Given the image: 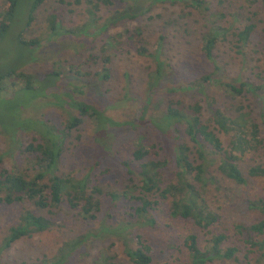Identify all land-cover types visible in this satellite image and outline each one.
Listing matches in <instances>:
<instances>
[{
	"label": "trees",
	"instance_id": "16d2710c",
	"mask_svg": "<svg viewBox=\"0 0 264 264\" xmlns=\"http://www.w3.org/2000/svg\"><path fill=\"white\" fill-rule=\"evenodd\" d=\"M45 1L6 0L0 13V39L6 36L12 25H19L23 21L12 39L27 54L29 59L25 65L36 61L37 48L43 41L35 37L23 38V34L30 29L35 19H40V8ZM115 1L114 4L112 0H85L84 3L76 0L77 5L84 4L86 7L84 11L88 19L82 26L67 27L64 16H61L62 9L46 11L44 21L49 29L47 40L71 33L67 28L80 35L91 36L88 38L93 48L89 50L87 59L102 60L104 67L101 79L105 81L111 77V69L106 65L118 55L129 54L122 46H134L136 53L150 62L144 91L126 82L122 96L118 93L109 98L108 93L103 91V108L94 103L78 101L75 99L78 98L75 96V87L61 80L73 74L71 67H66L49 71L39 78L42 89L47 86L56 88L58 94L53 97L58 104L67 105L70 110L61 126L49 118L47 129L35 126L29 128L26 122L32 118H35L33 123H40L35 116H25L30 106H3L14 114L16 128L8 131L0 123V134L16 151L9 149L3 154L0 152V161L4 154L12 156L17 152V156L13 169L0 170V203L19 204L22 209L17 221L8 228L0 243V264H76L77 251L88 256L87 252L93 243L94 248L103 255L104 263L113 257L102 253V250H110L120 243L124 257L132 264H152L151 247L144 238L143 229L147 227L148 234L153 236L154 232H166L173 224L182 222H191L195 228L183 241L190 264L240 263L239 255L246 261L252 260L251 264H264V129L260 130L252 118L240 113L241 108H235L239 111L237 115H225L220 109L206 112L202 105L186 98L191 92L201 93L206 98V89H213L215 94L223 92L226 98H236L244 88H252L241 83L237 77L228 78L224 74L232 63L225 61L224 57L228 55L234 61L236 57L233 53L239 55L246 46L254 30L253 25H249L252 15L248 8L260 2L264 5V0ZM166 4L175 6V12H180L178 18L188 15L192 24L202 23L199 33L192 36L173 29L171 25L168 28L170 33L159 35L150 49L143 43L137 47L142 42V30L127 34L125 38L122 33L110 35V26L142 18L154 6L159 5L160 9ZM101 7L106 8L105 12L111 10L105 17V23L96 26V20L105 15L97 16L96 11ZM148 20L151 21L152 17H148ZM124 32L127 33V30ZM99 34V39L92 38ZM74 70L75 74H79L78 69ZM19 73L15 65L13 69L0 72V81L16 74L21 77ZM125 77L130 79L128 73H125ZM143 77L140 76V84L143 83ZM24 78V90L33 91L35 77L26 75ZM88 82L90 86L95 85L90 79ZM257 88L260 90L262 87ZM155 96L158 97L154 101ZM112 100L119 103H112ZM151 104H157L162 110L157 114L152 113ZM125 106L132 109L126 116L123 115ZM74 110L77 111L76 115L73 114ZM121 129L125 132L121 133ZM73 130L78 134L71 135L69 132ZM118 130L117 135L113 136ZM20 133H32L38 138L35 137L32 143H24L17 137ZM123 137L126 142L121 141ZM71 139L74 143L82 142L78 146L74 145L77 148L74 152L67 146V143H72ZM123 143H126L124 151L127 153L121 149ZM67 149L70 152L65 153ZM66 154L70 157L65 165ZM127 156L129 159L125 160ZM242 159L252 162L244 175L238 166ZM105 160L120 165L124 182L118 171L112 175L108 168L102 167ZM22 164H25V168H22ZM214 171L217 173L212 175ZM219 175L231 182L232 190L227 193L228 196L218 200L236 209L241 204L242 213L252 212L256 215V220L248 226L234 225L233 233L227 237L212 233V228L222 221L220 206L213 208L210 204V188L219 190L217 185L212 184L214 180L219 184ZM97 181L117 190L107 193L117 202L113 207L121 209L128 200H135L138 206L120 219H116L114 213L98 218L95 212L99 200L93 201V195L101 194L102 189ZM252 181L263 183L253 194L250 189L258 182ZM219 186L221 189L217 195L224 193L223 186ZM128 188L134 189L136 196L128 193ZM94 202L96 204L93 206ZM105 205L107 210H112L111 204ZM93 207L95 211L92 214ZM59 209L70 211L80 219L77 226L80 232L68 238L57 255L42 259L38 255V259L32 262H8L1 258V254L18 240L49 232L54 227V218L61 211ZM47 215L50 217L46 218ZM160 215L162 217L158 224L157 217ZM238 215L232 213L230 219L234 221ZM65 229L68 232L72 230L68 227ZM202 233L203 238H200ZM239 234L242 250L237 246L224 245L228 237L235 238ZM90 262L103 264L97 257Z\"/></svg>",
	"mask_w": 264,
	"mask_h": 264
},
{
	"label": "rangeland",
	"instance_id": "374dc122",
	"mask_svg": "<svg viewBox=\"0 0 264 264\" xmlns=\"http://www.w3.org/2000/svg\"><path fill=\"white\" fill-rule=\"evenodd\" d=\"M76 0H46L43 6L40 8V19L36 20L32 23L30 29L26 31V34H23V38L29 39L31 37L39 38L41 46L37 48V56L36 61L32 64L25 65L24 63L29 59L27 54L23 51L22 47L12 39L15 35V32L20 29L23 25V21L21 24H14L11 26V30L6 34L3 39H0V72L8 71L9 69H13L15 65L17 66V73L20 72L21 77L16 74V76L5 77L0 81V123L5 129L8 131H12L16 128L14 122V114H11L8 111L10 107L17 106L29 107L26 109L25 116L32 117L35 116L40 120V123L35 122V118L28 120L27 126L29 128L40 127L42 129H47V120L50 118L52 122L56 123V125L61 126L67 118V112H70L68 106L65 104H58L53 97L55 94H58V91L54 87L47 86L45 89H42L40 79L42 76L46 75L47 72L56 70V69H64L66 67H71L73 74H70V77H62L61 80L69 85L71 83L74 90H77L75 96L76 100H83L86 103H94L95 105L103 108L104 101L102 100L105 97L103 91L105 90L108 94L107 97L112 98L115 97L118 93L120 96L124 95L125 92V83L129 82V84L138 89V86L142 91H144V81L149 70L150 62L147 58L139 56L134 46H122L128 50L129 54L126 55H118L117 58L111 60L106 67L111 69V77L107 81L101 79L102 69L104 64L100 58L96 61L93 59H87L89 50L93 48L89 43L91 36H87L86 34L80 35L70 28H67V31H71V33H66L60 38L53 36L49 40H47L49 35V29H47L46 21H44V16L46 11L52 8L62 9L61 16H64V23H66L67 27L82 26L86 23L87 17L84 9L86 7L83 5H77L75 3ZM114 4L115 0H112ZM241 1V0H240ZM6 0H0V13L3 12V8ZM82 3L85 0H81ZM242 3V2H241ZM262 5V3L260 2ZM259 3L254 6L248 8V12L252 15L250 16L249 25H253L254 30L252 34H250V38L248 43L242 50L239 52V55L233 53L236 57L234 61L230 60L228 55H225L224 60L230 61V65L227 67V70L224 71V74L228 78H238L241 83H246V85L252 86L251 89L244 88L245 90L240 94V96L236 98H226L223 96V92L219 94H215L213 89L205 90L207 93V97L205 98L201 93L191 92L186 95L193 103H198L202 105L204 111L213 112L215 109H220L225 115H237L239 111L235 110V108H241L240 113H245L247 118H252L253 122H256L259 125L260 130L264 129V5L260 6ZM230 5V4H229ZM228 5V8H229ZM177 7V6H176ZM105 7H101V9L96 11L98 13L97 16L105 13L104 17H102L97 21L96 26L102 25L105 23V17L109 10L105 12ZM175 6L170 7L169 4L161 7L159 9L158 6H154L151 11L143 16L142 18L126 21L118 23L115 26L109 27L110 35H116L118 33H122L123 38L126 37L127 34L136 33V31L142 30V42H139L137 47H141L142 43L147 48H152L159 35H167L169 34V26L173 25V29L177 31H185L186 33H190L192 36L196 33H199L200 27L202 23L198 25L192 24L188 15L178 18V14L180 16V12H175ZM115 10V9H114ZM113 12V11H112ZM111 12V13H112ZM39 14V12H38ZM152 17V20L149 21L148 17ZM1 19V17H0ZM8 21L5 20V22ZM140 28V30H139ZM127 30V33L124 32ZM99 35H96L92 38L99 39ZM1 38V37H0ZM118 47V46H117ZM99 54V52H97ZM32 59V57H31ZM18 64H21L19 66ZM23 64V65H22ZM195 65V64H192ZM137 67V69L135 68ZM196 66H194L195 68ZM75 69H78L79 74H75ZM86 73H90L88 76H84ZM125 73L130 75V79L127 80L125 77ZM262 73V74H261ZM30 75L34 76V87L33 91L26 92L25 88V78L24 76ZM143 83L140 84V76H143ZM196 76V74H195ZM88 79L95 82V85L90 86ZM187 80H191L188 78ZM257 87H262L260 90ZM35 88V89H34ZM130 96V95H128ZM158 96L154 97V101ZM262 97V98H259ZM115 101L112 100V103ZM119 103V102H115ZM125 104V103H122ZM130 104V103H128ZM153 104V103H152ZM151 104V105H152ZM3 106H7L3 107ZM125 110L123 111V115L126 116L128 111L131 112L132 109L125 106ZM121 109V108H120ZM151 112L157 114L162 109L159 108L157 104L152 105ZM109 113V111H107ZM73 114H77V111L74 110ZM80 114V113H79ZM43 116V117H42ZM81 116V115H80ZM118 117L121 118V115ZM26 118V119H29ZM24 119V118H23ZM62 122V123H61ZM61 123V124H60ZM88 122L86 121L85 124ZM44 127H42L41 125ZM49 126V125H48ZM84 128L86 125L83 126ZM119 130L113 134L116 136ZM121 133L125 132L124 129L120 130ZM71 135H76L78 132L75 130L69 132ZM18 135V139L24 143H32L38 136L35 134L29 133H20ZM68 135V134H67ZM70 136V135H69ZM111 141V140H110ZM121 141L126 142V138L123 137ZM67 143L71 152H74L78 146L82 144V142H73ZM119 144V140L117 141ZM76 144V145H75ZM75 145V146H74ZM126 143H123L121 149L124 153ZM67 147V148H68ZM12 149L11 151L15 152L16 149L10 146L8 140L4 139V137L0 134V152L3 154L5 151ZM68 149L65 153L70 152ZM1 155V154H0ZM11 155L4 154L3 158L0 161V170H10L13 169V162L17 156V152ZM69 155H64V164H68ZM129 156L126 157L125 160H128ZM258 159V158H256ZM264 163V161H263ZM25 164H22V168H25ZM248 165H252V162L248 159H242L238 166L244 175L247 171ZM79 164L77 165V167ZM66 167V166H65ZM102 167L108 168L112 175H115L118 171V175L121 176L122 182H124L123 170L120 171V165L114 162H109L107 160L102 162ZM67 169V167H66ZM122 169V168H121ZM215 170V167L211 170ZM96 170L100 171V168ZM95 172V171H94ZM217 173L216 171L211 174L214 175ZM217 180L219 184H221L224 188V193L216 194L221 187L216 180L212 182L219 187V190H215L214 187L209 186L210 188V198H211V206L214 208L216 205L220 206V213L222 214V221L218 222L216 226L212 228L213 234H222L227 237V235H231L233 233L234 225H243L248 226L256 220V215L252 212L242 213L240 210L241 204L237 209L232 205H227L221 203L218 199L221 197L228 196L231 190L232 185L231 182L227 179L222 178L220 175ZM258 181H252L251 183H257ZM98 186L102 189L101 194H94L93 201L99 200V204L96 206V212L98 218L105 217L108 214L115 215L116 219H120L125 213H131L133 209L138 206L135 200H128L126 205L121 209L116 206L117 202L112 200L107 193L116 192L117 190L111 186H106L107 183H101L97 181ZM263 183L259 181L254 187L250 189V193H254L256 188H259ZM134 189L128 188V193H132ZM216 194V196H215ZM136 196V195H135ZM252 196V195H251ZM129 198V197H128ZM111 200V203L109 202ZM96 202L93 203V206ZM105 204H111L112 210H107ZM227 208H231L229 211H225ZM22 209L21 205L12 204V205H4L0 203V243L2 242L4 236L7 233L8 228L11 225H14V222L17 221V217L20 214ZM61 210V209H59ZM58 210V211H59ZM58 211H54L55 213ZM95 211V207L92 209V214ZM98 211V212H97ZM232 213H236V219L232 221L230 215ZM50 216L47 215L46 218ZM161 215L157 217V223H160ZM78 218L74 217V214L70 211L61 210L59 214L54 218V227L46 233L42 235L34 236L29 239L18 240L14 243L9 249L5 250L1 254V258L8 262L14 261H26L32 262L37 260L36 256L39 255V259L48 258L52 255H57L59 249L62 248L65 241L76 235L79 231ZM64 223V225H63ZM156 223V224H157ZM156 226V225H155ZM72 228L71 232H68L65 228ZM145 231L144 238L148 241V244L151 247V255H152V264H190L188 259V254L186 252L185 247L183 246L184 238L187 234H190L195 231L191 222H182L181 224H173L166 232L160 231L158 233L154 232L153 236L148 234V228L143 229ZM147 232V233H146ZM204 233L200 235V238H203ZM209 237V236H208ZM207 237V238H208ZM241 235L239 234L235 238H229L225 240L224 245L228 246H237L242 250L243 244ZM94 243L91 248L88 250V256H85L83 253L77 251L78 253V261L76 264H91V259L97 257L100 263L103 264H132L129 262L123 255L121 251V247L123 246L119 243V245L115 244L110 250H102V253L105 252L110 257L108 263H104L103 255L101 256L98 249L94 248ZM105 255V254H104ZM240 263H222V262H211L208 264H251L252 260H244L240 257ZM22 261V262H23ZM66 264H71L70 262Z\"/></svg>",
	"mask_w": 264,
	"mask_h": 264
}]
</instances>
